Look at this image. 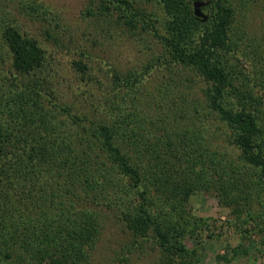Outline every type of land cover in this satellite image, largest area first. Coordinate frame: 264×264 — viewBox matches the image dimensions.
Masks as SVG:
<instances>
[{"label": "trees", "instance_id": "obj_1", "mask_svg": "<svg viewBox=\"0 0 264 264\" xmlns=\"http://www.w3.org/2000/svg\"><path fill=\"white\" fill-rule=\"evenodd\" d=\"M8 1L0 0V264H92L108 213L128 239L107 264H132L147 248L152 264H202L200 231L212 230L189 205L198 191L247 237L264 239V0H156L159 27L131 0H91L95 18L152 31L161 63L203 84L201 102L179 95L187 110L168 88L170 106L149 111L133 93L143 74L112 70L110 114L92 119L51 104L46 48L11 18ZM26 12L51 15L39 2ZM256 14L260 35L247 49Z\"/></svg>", "mask_w": 264, "mask_h": 264}, {"label": "rangeland", "instance_id": "obj_2", "mask_svg": "<svg viewBox=\"0 0 264 264\" xmlns=\"http://www.w3.org/2000/svg\"><path fill=\"white\" fill-rule=\"evenodd\" d=\"M131 1L141 13H146L150 19L153 16L154 25L160 26L163 12L156 0ZM34 2H39L49 9L51 15L45 20L29 16L26 6ZM7 5L13 14L11 18H15L16 23H20L31 36L38 38L46 48L48 64L44 73L48 79L46 91L54 94L50 99L51 104L69 106L74 113L86 115L90 119L108 116L115 93L111 84L112 70L121 74H143L142 83L134 92L130 91L134 94L137 92L140 108L150 111V105L170 106L163 97V90L168 88L172 89L173 95L178 99L175 100L178 102L177 107L184 105V110H187V102L179 95H184L188 101L190 96L203 101L200 90L203 84L200 81L192 82L190 73L183 70L173 75L170 69L161 63L162 58L159 56L162 55L163 47L152 31L129 32L115 21L107 22L95 18L90 13L91 10L87 11L92 5L91 0H9ZM262 21L258 14L248 19L245 27L249 34L248 40L245 41L246 46L251 44V40L259 37ZM47 31L51 35H48ZM246 48L253 49V45ZM76 60L87 64L85 73L75 68ZM248 60L243 62L252 67L254 61L250 56ZM151 63L156 67L148 68ZM7 67L8 63L2 70ZM222 142L225 141L220 138L219 143ZM189 205L193 213L207 220L212 230V237H208L211 232L207 229L200 231L204 247L202 264H264V239L258 232L247 237V233L239 231L232 222L230 224L229 210L221 207L214 195L198 191L192 196ZM108 215L111 219H108L103 227L92 264L118 262L128 239L122 228L113 221V215ZM198 241L188 238L186 243L193 246ZM238 247L240 251L232 253V248ZM243 247L246 248L244 251ZM155 258V253L147 248L146 253L135 254L131 263L152 264Z\"/></svg>", "mask_w": 264, "mask_h": 264}]
</instances>
